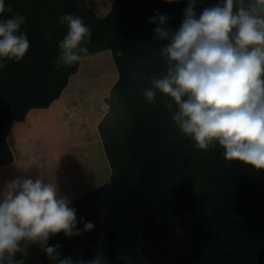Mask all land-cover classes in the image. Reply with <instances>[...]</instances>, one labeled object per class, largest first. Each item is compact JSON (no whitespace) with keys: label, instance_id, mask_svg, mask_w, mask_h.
Returning <instances> with one entry per match:
<instances>
[{"label":"trees","instance_id":"1","mask_svg":"<svg viewBox=\"0 0 264 264\" xmlns=\"http://www.w3.org/2000/svg\"><path fill=\"white\" fill-rule=\"evenodd\" d=\"M221 3L196 0L197 18L203 9ZM5 6L26 17L22 30L30 49L22 60L7 61L0 69V166L14 160L7 141L13 123L33 108L50 106L79 69L80 61L59 68L54 63L67 32L60 23L62 15L79 16L91 28L88 55L112 50L119 72L114 93L130 121L125 144L133 166L121 161L122 176H117L113 163L111 182L71 201L77 229L85 222L94 228L79 236H51L47 243L60 245V258L87 262L102 255L106 264H125L117 259L124 256L138 264L143 236L152 241L166 236L176 242L189 233L191 254L173 264H264V171L226 161L218 143L198 150L174 124L165 106L168 97L157 91L155 103H149L142 95L151 78L167 70L159 49L168 41L156 37L154 29L161 25L149 19L167 16L162 27L178 30L188 0H113L103 17L87 0H5ZM11 15L5 12L0 18ZM120 51L123 56L116 54ZM131 168L137 173L135 182ZM24 260L57 264L38 245L29 248Z\"/></svg>","mask_w":264,"mask_h":264},{"label":"clouds","instance_id":"2","mask_svg":"<svg viewBox=\"0 0 264 264\" xmlns=\"http://www.w3.org/2000/svg\"><path fill=\"white\" fill-rule=\"evenodd\" d=\"M195 4L196 0H188L178 30L162 27L167 16L149 19L161 25L154 29L156 37L168 41L159 49L167 70L153 76L142 95L149 103H155L157 91L168 97L165 106L172 111L174 124L198 150L218 143L226 161L264 171V0H222L203 9L198 18ZM5 12L12 15L0 18V69L7 67V61L19 62L30 49L22 30L26 17L0 0V14ZM60 23L67 32L54 61L58 68L88 55L92 36L79 16L62 15ZM70 205L54 181L8 182L0 193V264H25L32 245L57 264H106L102 255L87 262L60 258V245H48L50 237L61 232L71 237L93 230L92 222L77 229L76 210ZM117 259L132 264L130 258Z\"/></svg>","mask_w":264,"mask_h":264},{"label":"rangeland","instance_id":"3","mask_svg":"<svg viewBox=\"0 0 264 264\" xmlns=\"http://www.w3.org/2000/svg\"><path fill=\"white\" fill-rule=\"evenodd\" d=\"M87 4L103 17L113 0H87ZM118 78L111 49L82 56L78 71L70 77L61 97L47 108L32 109L29 121L17 125V134L12 132L13 140L8 143L17 160L0 166V193L17 178L54 181L62 196L67 183L77 191L107 181L109 165L99 152L98 129L111 155L113 173V163L118 167L117 176H122L121 161L133 166L125 144L130 121L114 93ZM128 172L137 181L135 168ZM191 252L189 233L176 242L166 236L156 241L143 236L138 246V264H173Z\"/></svg>","mask_w":264,"mask_h":264},{"label":"crops","instance_id":"4","mask_svg":"<svg viewBox=\"0 0 264 264\" xmlns=\"http://www.w3.org/2000/svg\"><path fill=\"white\" fill-rule=\"evenodd\" d=\"M65 90V89H64ZM63 93V92H62ZM62 95V94H61ZM61 97V96H60ZM59 97V98H60ZM57 100V99H56ZM54 102V101H53ZM49 107V106H48ZM47 108V107H46ZM33 109H35V108H33ZM32 110V109H31ZM31 110H29V112L26 114V116L23 118V119H21V120H17V121H15L14 123H13V125H12V127H11V129H10V131H9V133H8V135H7V141H9V140H13L12 139V132L14 131L16 134L18 133V131H19V128L20 127H18L17 125L18 124H20V123H24L25 121H29L28 120V118H30V116H31ZM102 122L101 121H99L98 122V125L100 126V124H101ZM98 132H99V134L97 135V138H96V140H97V142H98V145H99V152L101 151L102 152V155H104L106 158H107V162H108V165H109V177H108V179H107V181H104V182H100L99 184H94V185H92V186H90V187H85V189H79V190H77V191H74V189H73V187L74 186H72V185H70V184H66V186L63 188V191L66 193V194H63V196H66L70 201H73V200H75L77 197H79L80 195H82V194H85V193H88V192H90V191H92V190H94V189H96V188H98V187H100V186H102V185H105V184H107V183H109V182H111L112 181V176H113V170H112V165H111V161H110V156H109V153H108V150H106V147H105V143H104V139H103V133H101V130L99 131V129H98ZM15 137H16V135H15ZM9 144V146L11 147V144L10 143H8ZM15 144V143H14ZM15 145H17V144H15ZM11 149H12V147H11ZM12 151H13V149H12ZM100 152V153H101ZM17 160V158L15 157V155H14V160H13V162H11V163H9V164H12V163H14L15 161ZM111 177V178H110ZM76 183H78L79 185H80V181H76ZM63 192V193H64Z\"/></svg>","mask_w":264,"mask_h":264}]
</instances>
